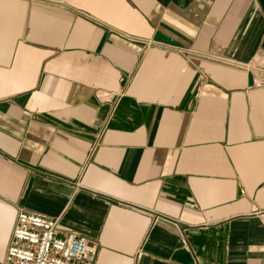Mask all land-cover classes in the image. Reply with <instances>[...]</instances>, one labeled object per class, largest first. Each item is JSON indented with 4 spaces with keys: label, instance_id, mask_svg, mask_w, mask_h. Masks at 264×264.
<instances>
[{
    "label": "crops",
    "instance_id": "obj_1",
    "mask_svg": "<svg viewBox=\"0 0 264 264\" xmlns=\"http://www.w3.org/2000/svg\"><path fill=\"white\" fill-rule=\"evenodd\" d=\"M264 0H0V261L19 208L92 264H264Z\"/></svg>",
    "mask_w": 264,
    "mask_h": 264
},
{
    "label": "built area",
    "instance_id": "obj_2",
    "mask_svg": "<svg viewBox=\"0 0 264 264\" xmlns=\"http://www.w3.org/2000/svg\"><path fill=\"white\" fill-rule=\"evenodd\" d=\"M263 77L264 67L251 66ZM58 220L19 208L6 255L0 264H92L96 245L76 230L60 234Z\"/></svg>",
    "mask_w": 264,
    "mask_h": 264
}]
</instances>
